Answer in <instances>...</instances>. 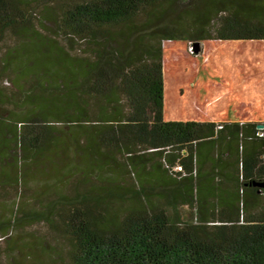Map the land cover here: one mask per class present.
<instances>
[{"label": "trees", "instance_id": "1", "mask_svg": "<svg viewBox=\"0 0 264 264\" xmlns=\"http://www.w3.org/2000/svg\"><path fill=\"white\" fill-rule=\"evenodd\" d=\"M185 2L0 0V173L58 169L0 230L43 222L69 264H264L259 122L165 119L163 64L164 40H264V0Z\"/></svg>", "mask_w": 264, "mask_h": 264}, {"label": "rangeland", "instance_id": "2", "mask_svg": "<svg viewBox=\"0 0 264 264\" xmlns=\"http://www.w3.org/2000/svg\"><path fill=\"white\" fill-rule=\"evenodd\" d=\"M193 3L195 0H187L183 9ZM203 41V52L195 51L197 54L189 50V42L185 39L163 42L165 119L204 120L225 115L229 109H243L245 101L237 97V92L233 93L231 81L253 77L259 72L261 76L263 72L261 65L250 57L245 60L242 51L233 52L237 41ZM14 45L15 40L7 36L0 55ZM1 84L7 92L19 87L9 79ZM44 163L32 167L31 171L15 161L4 165L0 173V223L18 221L23 213L40 208L41 200L46 203L58 169ZM0 264H69V261L63 242L56 241L48 225L24 220L0 230Z\"/></svg>", "mask_w": 264, "mask_h": 264}, {"label": "crops", "instance_id": "3", "mask_svg": "<svg viewBox=\"0 0 264 264\" xmlns=\"http://www.w3.org/2000/svg\"><path fill=\"white\" fill-rule=\"evenodd\" d=\"M226 41V40H224ZM238 43L228 45L233 46V52L237 51L238 53L242 51L243 58L247 60L249 57L253 60L254 63L261 65L260 68L263 69L264 65L262 64L264 60V40H234ZM204 42V41H203ZM201 41V52H203L204 44ZM232 44V45H231ZM200 52V53H201ZM237 53V54H238ZM256 60V61H255ZM259 69V67H258ZM260 72L255 74L253 77L243 78L236 81H231L230 85L232 86V91L237 92V97H241L245 101L243 109L232 110L229 109L225 115L220 117H211L200 119L198 121H257L264 123V73Z\"/></svg>", "mask_w": 264, "mask_h": 264}, {"label": "water", "instance_id": "4", "mask_svg": "<svg viewBox=\"0 0 264 264\" xmlns=\"http://www.w3.org/2000/svg\"><path fill=\"white\" fill-rule=\"evenodd\" d=\"M194 45H195V51L198 53L200 51L201 43L200 42H195ZM257 127L259 129V134H264V123L263 122H259L257 124Z\"/></svg>", "mask_w": 264, "mask_h": 264}, {"label": "built area", "instance_id": "5", "mask_svg": "<svg viewBox=\"0 0 264 264\" xmlns=\"http://www.w3.org/2000/svg\"><path fill=\"white\" fill-rule=\"evenodd\" d=\"M189 50L191 52H194L195 51V45L194 43H192L191 41L189 42ZM262 135V134H261ZM179 169H181L182 167L181 166H178Z\"/></svg>", "mask_w": 264, "mask_h": 264}]
</instances>
